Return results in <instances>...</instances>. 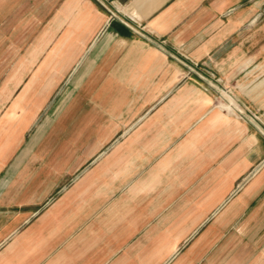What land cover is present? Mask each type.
<instances>
[{"label":"crops","instance_id":"obj_1","mask_svg":"<svg viewBox=\"0 0 264 264\" xmlns=\"http://www.w3.org/2000/svg\"><path fill=\"white\" fill-rule=\"evenodd\" d=\"M263 14L0 0V24H28L0 83V264H264V112L252 126L215 105L219 87L264 103ZM195 91L211 104L181 110Z\"/></svg>","mask_w":264,"mask_h":264},{"label":"rangeland","instance_id":"obj_2","mask_svg":"<svg viewBox=\"0 0 264 264\" xmlns=\"http://www.w3.org/2000/svg\"><path fill=\"white\" fill-rule=\"evenodd\" d=\"M261 23H264V18L261 20ZM27 26L28 24L25 22H17V23L10 24L8 22L6 23L5 21L0 24V83L3 80L8 78V76L11 74V71L8 68L11 67V64L16 62L17 58L20 57V55H22L26 49L20 46L19 44L23 43V40H24L23 37L24 35H26V33H28ZM40 39L41 37L36 39V42L33 44V47H35L39 43ZM260 41H261L260 46L264 48V39H261ZM16 46H17V49L15 48ZM18 50L21 51V54H16ZM28 52L26 56L21 57V60L19 61V63L29 60ZM37 57L38 56H36V58ZM34 59H35V56H34ZM261 61H264V56H262ZM19 73H20L19 71H14L12 72V75L10 76L11 80L14 81V84H18V82L20 81V80L17 81L18 80L17 75ZM21 78H22V75H21ZM66 78H67L66 75H64L63 80L60 81L58 86L48 89V92H49L48 97L43 102V106L45 103H47L48 105L51 99L56 98V96L60 93L61 89L64 87ZM28 83L29 81L24 85L22 91L20 92L18 96V98L22 96L21 100H23V97L25 96V93L23 92H26V90L28 89L27 87ZM206 86L207 85L203 83V86L200 87L199 89L202 92L206 93L205 92ZM3 90L4 92H7V94L5 93V96L7 98L8 93L10 94L11 90L5 87L0 91V94L2 93ZM184 90H185V86H182L181 92H183ZM245 90L246 91L251 90V88L245 87ZM216 93H217L218 99L216 100L215 105H217L218 107H222L224 109L223 112L225 114H227L229 111L232 114V115L230 114L232 118H237L239 121L245 122L252 126H254V124L259 123V119H258V117H260L259 112L260 113L264 112V103H261V104L246 103V102H242V99L238 100L237 99L238 97L237 89L233 87H219V89L216 90ZM190 101L191 102L183 103L181 105V110H185L190 107V108H193V109L195 108L200 111L202 109H205L204 107L211 104V100L206 95L201 93L200 91H195V95L190 98ZM191 104L193 105L192 107L190 106ZM7 107H8V104H5L3 108L1 109V111H6ZM45 111H46V106L42 108L37 118L35 119L34 123L29 128L28 130L29 132L27 136L34 129L35 125L41 122V119L44 117ZM261 131L264 133V128H262ZM118 138L119 136H117V139Z\"/></svg>","mask_w":264,"mask_h":264},{"label":"bare ground","instance_id":"obj_3","mask_svg":"<svg viewBox=\"0 0 264 264\" xmlns=\"http://www.w3.org/2000/svg\"><path fill=\"white\" fill-rule=\"evenodd\" d=\"M20 60H21V58H20ZM20 60H19V61H20ZM19 61H18V62H19ZM19 65H21V63L18 64V67H19ZM5 93L7 94V92H5ZM5 93L2 95V97H4V98H5ZM224 96H226V95H224ZM224 107H225V106H224Z\"/></svg>","mask_w":264,"mask_h":264}]
</instances>
